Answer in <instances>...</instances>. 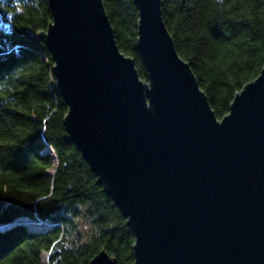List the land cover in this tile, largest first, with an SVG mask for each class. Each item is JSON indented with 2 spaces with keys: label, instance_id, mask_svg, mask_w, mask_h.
I'll return each instance as SVG.
<instances>
[{
  "label": "water",
  "instance_id": "95a60500",
  "mask_svg": "<svg viewBox=\"0 0 264 264\" xmlns=\"http://www.w3.org/2000/svg\"><path fill=\"white\" fill-rule=\"evenodd\" d=\"M38 38L69 139L134 235L133 264H264V65L218 119L178 54L161 0H133L120 51L102 0H47ZM88 264H116L102 249Z\"/></svg>",
  "mask_w": 264,
  "mask_h": 264
},
{
  "label": "trees",
  "instance_id": "16d2710c",
  "mask_svg": "<svg viewBox=\"0 0 264 264\" xmlns=\"http://www.w3.org/2000/svg\"><path fill=\"white\" fill-rule=\"evenodd\" d=\"M102 1L120 51L146 80L133 0ZM161 10L221 119L264 65V0H161ZM50 21L47 0H0V264H88L102 249L133 264L126 218L65 129L67 106L37 36Z\"/></svg>",
  "mask_w": 264,
  "mask_h": 264
},
{
  "label": "rangeland",
  "instance_id": "374dc122",
  "mask_svg": "<svg viewBox=\"0 0 264 264\" xmlns=\"http://www.w3.org/2000/svg\"><path fill=\"white\" fill-rule=\"evenodd\" d=\"M48 150H49V148H48ZM50 171L53 172V169H51ZM18 220L23 221V222L26 221V219H24V218H20V219H18ZM43 259H44V261H45L46 263L48 262V253H43Z\"/></svg>",
  "mask_w": 264,
  "mask_h": 264
},
{
  "label": "bare ground",
  "instance_id": "6f19581e",
  "mask_svg": "<svg viewBox=\"0 0 264 264\" xmlns=\"http://www.w3.org/2000/svg\"><path fill=\"white\" fill-rule=\"evenodd\" d=\"M51 83H55L53 79L50 80Z\"/></svg>",
  "mask_w": 264,
  "mask_h": 264
}]
</instances>
